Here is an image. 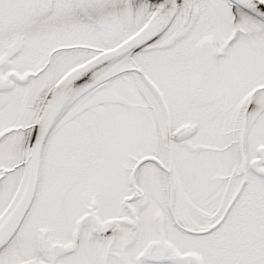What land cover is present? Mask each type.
Returning a JSON list of instances; mask_svg holds the SVG:
<instances>
[{"label":"snow or ice","instance_id":"snow-or-ice-1","mask_svg":"<svg viewBox=\"0 0 264 264\" xmlns=\"http://www.w3.org/2000/svg\"><path fill=\"white\" fill-rule=\"evenodd\" d=\"M0 264H264V0H0Z\"/></svg>","mask_w":264,"mask_h":264}]
</instances>
